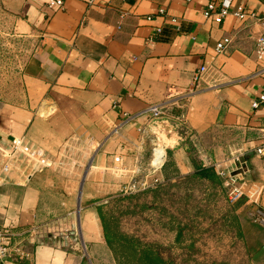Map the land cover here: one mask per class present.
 <instances>
[{
    "label": "crops",
    "instance_id": "obj_1",
    "mask_svg": "<svg viewBox=\"0 0 264 264\" xmlns=\"http://www.w3.org/2000/svg\"><path fill=\"white\" fill-rule=\"evenodd\" d=\"M210 1L221 0H64L62 8L47 0H0L1 30L32 45L20 65L18 101L0 99V244L17 254L0 264H115L98 207L157 144L149 135L152 115L143 113L153 105L188 126L193 141H217L199 149L198 164L236 169L248 184L243 206L264 208V157L256 153L264 143V103L252 106L264 90V60L255 51L264 0H232L219 20L203 14ZM224 38L231 42L219 52ZM203 64L208 70L192 92ZM81 137L94 155L80 203L81 187L65 190L73 202L48 201L49 192H61L45 189L44 170L9 158L14 138L49 158ZM169 151L154 170L158 180L168 161L181 174L196 170L187 143Z\"/></svg>",
    "mask_w": 264,
    "mask_h": 264
},
{
    "label": "rangeland",
    "instance_id": "obj_2",
    "mask_svg": "<svg viewBox=\"0 0 264 264\" xmlns=\"http://www.w3.org/2000/svg\"><path fill=\"white\" fill-rule=\"evenodd\" d=\"M6 33L0 28V99L18 101L20 65L31 53L32 45L30 38ZM154 126L149 127V135L157 144L145 151L147 161L122 183V190L100 201L113 244L124 259L143 264L140 256L150 248L164 258L165 264H264V226L253 218L252 207L243 206L244 201L238 205L231 202L220 183L195 177L194 172L181 174L173 162H166L163 179L157 180L155 151H163L160 148L166 143L161 136L166 140L170 133ZM203 141H193L191 135L185 141L196 164L202 162L199 149H210L213 142L217 143L210 138ZM93 149L91 141L81 137L71 140L60 154L49 157L45 166L21 151L16 156L27 168L44 170L46 190L61 192H49L48 201L68 198L73 202V195L65 194V190L81 187L92 163ZM169 154L166 150V158ZM207 164L213 166L209 161Z\"/></svg>",
    "mask_w": 264,
    "mask_h": 264
},
{
    "label": "built area",
    "instance_id": "obj_3",
    "mask_svg": "<svg viewBox=\"0 0 264 264\" xmlns=\"http://www.w3.org/2000/svg\"><path fill=\"white\" fill-rule=\"evenodd\" d=\"M88 2L89 4H93L95 0H88ZM231 3L232 0H221L219 2L210 1L206 5L203 14L206 17L214 16L218 20L222 19L230 13ZM46 4L50 8H62L64 6V0H47ZM159 13L163 14L164 9L160 8ZM245 13H246L245 9L243 7H239L238 11L236 12V15L240 18H243L245 16ZM253 15L254 14H252V16ZM151 17L152 16H149L148 19H151ZM172 21H177V19L172 18ZM157 31L160 32L161 28H157ZM230 42H231L230 38H224L223 40L219 41L217 44V50L219 52H225ZM255 51L257 58L259 60H264V33L258 37ZM207 70L208 67L206 64H203L196 70L194 74V85L193 88L191 89L192 92H196L198 90L200 83L203 80ZM262 71H264V68L261 69V72ZM262 102L264 103V90L258 96V98H256L252 102V106L258 107ZM143 113H150L152 115V118L162 117L163 116L162 105L159 104V105L150 106ZM19 151L25 153L32 160L36 161L37 164H39L40 166L48 165L49 158L46 156L43 149L29 146L28 144L25 143L23 138H14L12 141V150L11 153L9 154V158L10 159L14 158ZM256 153L264 157V143L256 148ZM241 158H242L241 155L233 156L235 162L240 161ZM115 161L121 162V156L116 155ZM213 166L215 167L217 173L223 179V187L226 190L228 199L231 202L235 203L240 199L245 198L246 188L248 186L247 180L241 177L239 173L236 172V169H230L222 162H215ZM157 167L158 166H155V168ZM9 169H10V162H6L3 167V172H7ZM0 184H2V179H0ZM252 215L256 221H258L260 224L264 226V208H262L257 202L255 203V206L253 208ZM8 257H17V254L9 250V248L6 247L5 245L0 244V261Z\"/></svg>",
    "mask_w": 264,
    "mask_h": 264
},
{
    "label": "trees",
    "instance_id": "obj_4",
    "mask_svg": "<svg viewBox=\"0 0 264 264\" xmlns=\"http://www.w3.org/2000/svg\"><path fill=\"white\" fill-rule=\"evenodd\" d=\"M192 175L195 177H199L201 179L211 180L215 183H220L223 186V179L217 173L214 166H205L203 164H196V170ZM244 200L245 198H242L239 201L235 202L234 204L238 205L240 202L242 203ZM98 211L102 220L106 242L109 245L110 249H112L113 252L115 253V259L117 264H137L136 261L126 260L124 259L125 256L121 255L120 249L115 244H113L114 238L111 236V231L109 230L108 223L105 219L102 205L98 207ZM131 258H135V257H131ZM140 260L143 261V264H165L164 258H162V256H160L159 254L153 252L150 248H147L142 252L140 256Z\"/></svg>",
    "mask_w": 264,
    "mask_h": 264
},
{
    "label": "water",
    "instance_id": "obj_5",
    "mask_svg": "<svg viewBox=\"0 0 264 264\" xmlns=\"http://www.w3.org/2000/svg\"><path fill=\"white\" fill-rule=\"evenodd\" d=\"M154 125L159 127H164V130L170 133L168 136H166V140L164 137L161 136V138L164 139L166 146H164V148H160L161 150L164 151V159L158 165L159 167L162 166L163 163L165 162L166 150H172L173 148L178 147L179 144L184 143L186 139H188V137H190V135L192 134V130L185 124L181 123L179 120L170 117H155L149 122V127L152 129L153 127H155ZM85 175L82 180V185L80 189L79 203L81 201L82 188L85 180Z\"/></svg>",
    "mask_w": 264,
    "mask_h": 264
},
{
    "label": "bare ground",
    "instance_id": "obj_6",
    "mask_svg": "<svg viewBox=\"0 0 264 264\" xmlns=\"http://www.w3.org/2000/svg\"><path fill=\"white\" fill-rule=\"evenodd\" d=\"M160 150V149H159ZM155 151V150H154ZM156 152V159H155V164H160L163 160V153L161 151H155Z\"/></svg>",
    "mask_w": 264,
    "mask_h": 264
}]
</instances>
